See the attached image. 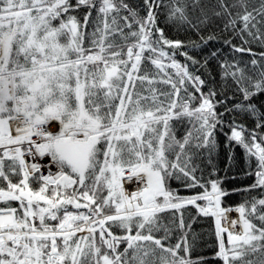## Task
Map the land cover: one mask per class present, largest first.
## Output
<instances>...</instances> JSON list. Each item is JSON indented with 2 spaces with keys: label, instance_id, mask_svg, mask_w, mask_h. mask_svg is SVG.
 <instances>
[{
  "label": "snow or ice",
  "instance_id": "obj_1",
  "mask_svg": "<svg viewBox=\"0 0 264 264\" xmlns=\"http://www.w3.org/2000/svg\"><path fill=\"white\" fill-rule=\"evenodd\" d=\"M0 264H264V0H0Z\"/></svg>",
  "mask_w": 264,
  "mask_h": 264
},
{
  "label": "trees",
  "instance_id": "obj_2",
  "mask_svg": "<svg viewBox=\"0 0 264 264\" xmlns=\"http://www.w3.org/2000/svg\"><path fill=\"white\" fill-rule=\"evenodd\" d=\"M234 201L238 203L240 201V197L239 196L234 197ZM203 227L207 228V225L205 224L203 225ZM203 254L206 256L211 255L210 251L207 248L203 250Z\"/></svg>",
  "mask_w": 264,
  "mask_h": 264
},
{
  "label": "bare ground",
  "instance_id": "obj_3",
  "mask_svg": "<svg viewBox=\"0 0 264 264\" xmlns=\"http://www.w3.org/2000/svg\"><path fill=\"white\" fill-rule=\"evenodd\" d=\"M232 215H233V216H236V215H238V214H237V213H235V212H233V213H232Z\"/></svg>",
  "mask_w": 264,
  "mask_h": 264
}]
</instances>
